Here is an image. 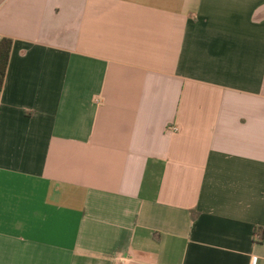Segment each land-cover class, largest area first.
I'll return each instance as SVG.
<instances>
[{"label": "crops", "instance_id": "1", "mask_svg": "<svg viewBox=\"0 0 264 264\" xmlns=\"http://www.w3.org/2000/svg\"><path fill=\"white\" fill-rule=\"evenodd\" d=\"M0 38V264H264V0H0Z\"/></svg>", "mask_w": 264, "mask_h": 264}, {"label": "trees", "instance_id": "2", "mask_svg": "<svg viewBox=\"0 0 264 264\" xmlns=\"http://www.w3.org/2000/svg\"><path fill=\"white\" fill-rule=\"evenodd\" d=\"M11 48L12 41L10 39L0 38V91L2 90L5 82ZM257 236L258 240L262 242L264 240V229H258Z\"/></svg>", "mask_w": 264, "mask_h": 264}, {"label": "built area", "instance_id": "3", "mask_svg": "<svg viewBox=\"0 0 264 264\" xmlns=\"http://www.w3.org/2000/svg\"><path fill=\"white\" fill-rule=\"evenodd\" d=\"M174 131H176V129L175 128H172Z\"/></svg>", "mask_w": 264, "mask_h": 264}]
</instances>
